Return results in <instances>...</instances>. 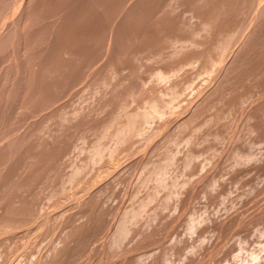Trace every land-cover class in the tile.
<instances>
[{"label":"rangeland","instance_id":"374dc122","mask_svg":"<svg viewBox=\"0 0 264 264\" xmlns=\"http://www.w3.org/2000/svg\"><path fill=\"white\" fill-rule=\"evenodd\" d=\"M13 1L16 2L18 0ZM22 1L16 2V6H19L20 2V6L15 8L16 10H11V13L6 15L7 17H4L5 15L3 16L2 20L6 18L4 21L0 18L2 21V23L0 22L1 35L2 33L5 35L7 32L6 29L8 28V33H11L10 31H12L9 37V39H11L13 38L11 35L16 31L15 36L13 35L15 40L13 39V42H10L11 40L8 39L10 44H5L8 45V47L6 46L7 49H2V51H0L3 53H0V63L3 64L4 59L5 61L10 59L8 64L6 63L9 66L5 64L6 67H8L7 69H4L5 65L0 64V94H3L4 96V93H7L9 95H5V97L0 95V203L2 204L0 205V220L4 223L3 227L7 229L9 227V225L7 227V220L8 222L11 221V223H14L10 225L11 227L17 225L15 228L13 227L15 231L13 228V230L11 229L13 234L11 231H9V234L6 232L10 236H3L4 233L0 235V251L2 250L0 252V264H7V262H9V264H19V262L20 264H53V255L56 253L58 254H56V256L59 257L56 258L57 261H55L54 258V264H68V262L69 264H77L79 262L80 264H204L206 262L207 264H264V195H262L264 194V52H262L264 50V28L262 29L259 25L262 24V22L264 23V19L262 18L260 21H257L260 28L257 27L258 25L257 23L255 24V22L254 28H248L246 24L244 25V28L242 27L244 22L247 23L245 19L249 14L247 10L252 6L251 2L255 3L253 2L255 0H249V2L248 0H241L242 2H245L244 6V3L242 4L239 0H237L239 3L235 0H99L101 1L100 3L97 0ZM233 1L237 3V5L234 4ZM259 1L261 3L262 0H258V3L256 0L257 5L255 4L256 6H254L257 10H255V8H252L255 10L253 12L251 8V11L249 10L250 14H252V18L256 15V11L260 10H258L261 5ZM64 3L66 6H64ZM262 3L264 5V2ZM238 4L241 7H239ZM235 5L237 6V9ZM246 5L248 6L247 10L245 9L247 7ZM108 6L109 8H107ZM19 8L22 10L19 11ZM39 9H41V11ZM235 10L236 12L238 10L241 12L238 11V14V12L235 13ZM14 11H17V14H15ZM18 11L20 15L18 14ZM27 14H30V16ZM32 14H35V17L34 15L31 17ZM18 15L20 17L22 16L18 19L24 24V26H27V30L24 29L25 27L21 25L17 18L18 21L14 19L16 16L19 17ZM231 15L232 17L234 16V18L238 15L240 18L237 16V18L234 19L230 17ZM242 15L243 17L245 15L244 22ZM12 16H15L13 17L15 22H11ZM23 17L29 19H25V21L22 20ZM214 17L215 20H212ZM218 17L221 19L219 18L218 20ZM32 18L34 22L31 20ZM247 18V20H250L249 17ZM44 19H47L46 22ZM7 20L12 24L9 22L7 23ZM230 20H233L234 23ZM238 20L243 23H240L239 25ZM224 21L225 23H223ZM13 23L15 24V29H12L13 27H11L12 30H10L9 26L5 28L8 24L13 25ZM17 23L23 27L20 33L26 30L27 34L24 35H29L31 39L28 38V36L23 37V33L22 35L18 34V28L21 30V26L19 25L18 27ZM249 23H252V26H254L252 21H248L247 24ZM224 25H228L226 27L227 29L228 27L231 29L234 28V35L239 41L236 42L237 44H234L232 48V45H229L230 43H235L234 41H231L234 38L233 33H231L232 30L230 28V30H226ZM239 26H241L240 29L237 28ZM221 27L225 32L220 29ZM256 27L259 30L254 31L253 29ZM237 29L238 31H236ZM247 29H249V31ZM250 29H252L253 34ZM57 30L59 32H57ZM221 30L224 32H222L223 35H221ZM4 31L6 32L4 33ZM26 31L24 33H26ZM239 31H242L243 35ZM243 31L247 32L245 33L246 35ZM32 32L39 35L41 33L42 36L40 35V37H38L40 39L38 40L37 34L35 38V35ZM229 32L231 34H229ZM156 33L158 34L156 35ZM225 33L227 35H225ZM238 33L239 35L241 34L240 37ZM18 36L23 38H20V40L23 41L24 44L25 41H27V43L30 41L29 44H25L28 45L29 48H31V45L33 46L34 43L35 46L32 47V49L35 48L36 50L34 49L32 51V49L27 47L29 51L25 50L23 52L22 49L25 47L20 46L17 49L18 45H16V43H20ZM227 36H230V41H227ZM245 36H248L249 38H245ZM135 37L136 40H134ZM36 39L39 42H37ZM237 40L235 39V41ZM34 41L37 42L38 45ZM221 41L223 42L222 45ZM244 41H246L245 44L243 43ZM23 42H21L22 44L20 43L21 46H24ZM218 43L221 46H224L225 50L222 49V51H220L221 47ZM242 43L245 46L242 47ZM224 44L228 46H225ZM14 46L16 47V51L14 50ZM2 47L5 48L4 45ZM229 47L231 50H229ZM19 48L22 49L20 50ZM260 48H262V50L258 51ZM26 51H28V55H31L32 52H37L38 55H34L35 57L32 60L31 57L30 60H28L25 56L21 57L23 56L21 54L26 53ZM227 52H229V54L225 56ZM17 54L20 55V58ZM214 54L216 56L215 58L213 57ZM208 55L209 58H207ZM211 55L214 59L210 57ZM3 56L9 57L6 59ZM36 56H38L37 58L39 59L36 60ZM202 56L207 57L203 58ZM2 57L3 61L1 59ZM23 59H27L28 63H26L28 69ZM14 61L18 63V65H16L17 67L15 66L16 63ZM189 62L192 64H189ZM39 63L42 65L40 66ZM193 64L194 66H192ZM224 64L225 66L228 65V67H225ZM29 65H31L30 69H32V71L29 70ZM10 66H13L12 71L15 69V73L12 75L14 77L10 75L13 74L11 68L9 70L10 72H7ZM221 67L223 69L226 68V70L224 71ZM219 69L222 70L220 71V74H218ZM22 71L24 72V75L21 76L20 74L23 73ZM26 71L28 74L30 73V76L34 74L32 76L33 78H31L33 84L27 82V77L30 76L27 75ZM6 72L9 73L12 79L8 77ZM196 72L197 74H195ZM159 74L161 75V78ZM1 75L5 77L4 79L6 81L4 80L3 82ZM19 75L21 77H18ZM24 76L26 80L24 79ZM162 77L165 78L163 79ZM215 77L216 80L214 79ZM13 78H16L21 82L23 81L22 79H24V81L19 85L20 87H18L17 84L20 82L17 81L18 83L14 84L16 79ZM211 78L213 82H211ZM12 80L15 81L11 82ZM25 81L28 83L25 84L30 85L34 89L31 87L30 89H27L26 86L22 88V86L25 85L23 84ZM163 83H165V85ZM210 83L211 85H208ZM187 84L190 86L188 87ZM9 86H11L12 89H9ZM184 87L187 88L185 89ZM26 89L29 91V94L31 93L30 95L26 94ZM31 89H33V91H31ZM35 90L38 91L36 92ZM176 90L177 92L180 90L178 92L180 94H176ZM11 92L12 96H16L14 97L15 99L17 98L16 102L14 98H11ZM17 92L19 93L17 94ZM20 92H24L25 95ZM61 93H63V97L60 96V98L59 94ZM170 94L172 96H170ZM35 95L38 96L36 97ZM56 96L61 102L58 100L59 102L57 101V104L55 105V103L52 104L50 101H53L54 99L56 101ZM29 97L30 99H34H32L33 102ZM23 99L26 102L23 101ZM61 99L64 100L62 101ZM27 100H30L29 103ZM37 100L38 103H36ZM143 101L145 102L143 103ZM19 103H21V108L26 105L29 106H26L27 108L24 107L26 108V112L23 111L25 110L24 108L23 110L19 109ZM150 103L154 106L150 105ZM41 104L42 106L46 105L45 107L50 106L51 108H48V110L44 112L45 108L44 106L42 107ZM151 106L154 107V111ZM41 107V111H38ZM17 108L21 110V112H19ZM148 109L149 111H147ZM30 112L31 115L33 113V115H38V117L33 116V118H31V115L29 117L28 113ZM139 113H141L140 117ZM150 113H152V115ZM134 115H137L136 118ZM133 117L139 119L134 120ZM131 119L133 122L130 121ZM150 120L152 121L150 122ZM161 120H163V122ZM131 123H134L136 126ZM125 126H127L126 131ZM139 126L142 128L144 127L146 130H142ZM106 127H108V129ZM121 129L123 130L120 131ZM116 130L119 132H116ZM140 131L142 133H140ZM131 133H135V136ZM11 137L13 138L11 139ZM130 140L132 141L130 142ZM137 149L143 150L139 152ZM131 151H135V155L131 154ZM94 153L97 154L95 155ZM99 153H101V156H99ZM121 155H124V159ZM132 155L134 156L132 157ZM166 158L168 161H166ZM116 159L124 160V162H116ZM4 160L5 163L3 162ZM190 162H192V164ZM114 163L115 165L119 163V165L113 166ZM132 163H136V166ZM104 173H107L109 176L107 177L106 174V177H104L107 180L103 179V176H105L103 175ZM109 178L111 179L110 182ZM151 178L154 179L151 180ZM99 179H102L103 181H100ZM99 184H102L101 188ZM89 186H92L91 189ZM77 187H79V189ZM83 194H88V196L86 195V197ZM257 194L260 195V197ZM80 195L83 197L81 198ZM83 198L86 199L84 202ZM76 201L77 203L80 202L79 205L75 203ZM166 201L169 203L167 204ZM258 201L259 203H257ZM58 202L59 204H57ZM56 204L58 207L62 204L63 207H59L60 212H58L59 210L57 211ZM254 204H256L255 207ZM53 205H56V210L53 209ZM50 209H53L55 212L57 211L56 213L59 214H56L53 210L50 211ZM66 209H68V211ZM257 210L259 211L258 213H256ZM49 211L51 212L50 216L48 213ZM52 211L54 212V215L52 214ZM66 211L69 212V214L66 213ZM45 214L47 215V218H53V220L48 218V220H51H49L48 225L47 223L46 225L44 223L48 221L45 219L46 217L43 218ZM238 214H240V216ZM236 218L238 220H235ZM229 223L230 226H232L231 229L233 231L236 230L235 232H232L231 229L229 232ZM41 224L43 225L41 226ZM238 224H240V226ZM234 225L237 227L234 228ZM94 227L96 228L94 229ZM0 229H2V227H0ZM46 229H48V231ZM224 236H226L227 239H225L226 237ZM78 241L81 244L79 246ZM26 244L28 247L31 244V249L27 246L25 249L24 246ZM214 250H216V252ZM226 252H229V254ZM212 254H215V256ZM255 254L258 258H256ZM14 257L16 259H13ZM72 260L73 262H70Z\"/></svg>","mask_w":264,"mask_h":264},{"label":"bare ground","instance_id":"6f19581e","mask_svg":"<svg viewBox=\"0 0 264 264\" xmlns=\"http://www.w3.org/2000/svg\"><path fill=\"white\" fill-rule=\"evenodd\" d=\"M18 1H22V0H18ZM18 1H16V2H18ZM27 1H28V0H27ZM68 1H69V0H68ZM72 1H73V0H72ZM97 1H99V0H97ZM186 1H187V0H186ZM223 1H224V0H223ZM228 1H229V0H228ZM230 1H231V0H230ZM235 1H236L237 3H239L237 0H235ZM239 1H241V0H239ZM242 1H243V0H242ZM242 1H241V2H242ZM244 1H245V0H244ZM16 2L13 1V0H0V18H1V20L3 19V16H4V15H5L4 17H7L6 15H8V13L10 14V13H11V12H10L11 10L13 11L15 8H18V7L20 6V2H19V6H16ZM22 2H23V1H22ZM28 2H29V1H28ZM28 2H27V3H28ZM59 2H60V1H59ZM70 2H71V1H70ZM74 2H75V1H74ZM100 2H101V1H99V3H100ZM105 2H106V1H105ZM216 2H217V1H216ZM233 2H234V1H233ZM248 2H249V0H248ZM248 2H246V3H247L248 5H250ZM253 2H255V3H252V2H251V4H252L253 7H252V6L249 7V10H250V8H251L252 12L255 11V10H257L254 6L257 5L258 0H257V3H256V0L253 1ZM262 2H264V0H262L261 3H260V1H259V3H260L261 5H263ZM45 3H46V2H45ZM48 3H49V2H48ZM109 3H110V2H109ZM179 3H180V2H179ZM228 3H229V2H228ZM237 3L234 2V4H236V5H237ZM243 3H244V4H243ZM28 4H30V3H28ZM41 4H42V2H41ZM61 4H62V3H61ZM64 4H65V3H64ZM72 4H73V3H72ZM104 4H105V3H104ZM118 4H119V3H118ZM121 4H122V3H121ZM191 4H192V3H191ZM242 4H243V6H244V5H245V2H242ZM255 4H256V5H255ZM132 5H133V4H132ZM167 5H168V4H167ZM224 5H225V2H224ZM227 5H228V4H227ZM231 5H232V4H231ZM236 5H235V6H236ZM238 5H239V4H238ZM261 5H260V6L258 5V6H259L258 10H259V9H260V10H259V11H256L257 13L255 12L256 15H254L253 18H252V14H250V11H251V10H250V11L247 10L248 6L246 5L247 7H246L245 9L248 11L249 14H248V16H246V18H245V15H244V17H243V15H242V17H243V22H244L245 19H246L247 23H248V21H250V22L252 21L253 24H254V22H255V24H256L257 21H260L262 18L264 19V5H263V6H261ZM21 6H22V4H21ZM28 6H29V5H28ZM28 6H27V8H28ZM50 6H51V5H50ZM64 6H66V4H65ZM83 6H84V5H83ZM222 6H223V5H222ZM258 6H257V7H258ZM24 7H25V6H24ZM87 7H88V6H87ZM226 7H227V6H226ZM239 7H241V6L239 5ZM239 7H238V8H239ZM260 7H262V8H260ZM21 8H22V7H21ZM48 8H51V7H48ZM74 8H75V7H74ZM91 8H92V7H91ZM107 8H109V6H108ZM123 8H124V7H123ZM123 8H122V9H123ZM202 8H203V7H202ZM215 8H217V7H215ZM224 8H225V7H224ZM224 8H223V9H224ZM252 8H255V10H253ZM52 9H54V8H52ZM58 9H59V8H58ZM110 9H111V8H110ZM128 9H129V8H128ZM209 9H210V8H209ZM213 9H214V8H213ZM229 9H230V8H229ZM236 9H237V6H236ZM15 10H16V9H15ZM18 10L21 11L22 9L19 8ZM23 10H24V9H23ZM26 10H27V9H26ZM39 10L41 11V9H39ZM46 10H47V9H46ZM190 10H191V9H190ZM198 10H199V9H198ZM239 10H242V9H239ZM239 10H238V11H239ZM19 11H18V14H19ZM27 11H28V10H27ZM29 11H30V10H29ZM44 11H45V10H44ZM151 11H152V10H151ZM162 11H163V10H162ZM170 11H171V10H170ZM186 11H187V10H186ZM194 11H195V10H194ZM218 11H219V10H218ZM218 11H217V12H218ZM230 11H231V10H230ZM238 11H237V12H238ZM22 12H24V11H22ZM25 12H26V11H25ZM49 12H50V11H49ZM52 12H53V11H52ZM62 12H63V11H62ZM89 12H90V11H89ZM93 12H94V11H93ZM102 12H103V11H102ZM106 12H107V11H106ZM106 12H105V13H106ZM144 12H145V11H144ZM148 12H149V11H148ZM166 12H167V11H166ZM174 12H175V11H174ZM215 12H216V11H215ZM215 12H214V13H215ZM232 12H233V11H232ZM237 12H236V10H235V13H237ZM239 12H241V11H239ZM239 12H238V14H239ZM245 12H246V11H245ZM245 12H244V13H245ZM14 13L17 14V11H14ZM20 13H21V12H20ZM26 13H28V12H26ZM44 13H45V12H44ZM47 13H48V12H47ZM112 13H113V12H112ZM191 13H192V12H191ZM194 13H195V12H194ZM199 13H200V12H199ZM199 13H198V14H199ZM211 13H212V12H211ZM235 13H234V14H235ZM244 13H243V14H244ZM246 13H247V12H246ZM246 13H245V14H246ZM255 13H253V14H255ZM37 14H38V13H37ZM42 14H43V13H42ZM100 14H101V10H100ZM119 14H120V13H119ZM170 14H171V13H170ZM222 14H223V13H222ZM19 15H20V14H19ZM19 15H18V16H19ZM27 15H28V14H27ZM33 15H34V17H35V14H32L31 17H32ZM47 15H48V14H47ZM58 15H60V14H58ZM135 15H136V14H135ZM153 15H154V14H153ZM160 15H161V14H160ZM214 15H215V14H214ZM225 15H226V14H225ZM240 15H241V14H240ZM22 16H23V14H22ZM22 16H21V17H22ZM28 16H30V14H29ZM37 16H38V15H37ZM54 16H55V15H54ZM70 16H71V15H70ZM117 16H118V15H117ZM177 16H178V15H177ZM228 16H229V15H228ZM237 16H238V15H236L235 18H237ZM250 16H251L252 19L250 18ZM13 17H15V16H12V20H11V22H15L14 19H16V18H17V19H18V18H19V19L21 18L20 16H19V17L16 16V17L13 19ZM24 17H25V16H24ZM24 17H23L22 20L27 19V17H26V18H24ZM31 17H30V18H31ZM34 17H33V18H34ZM43 17H44V16H43ZM90 17H91V16H90ZM110 17H111V16H110ZM120 17H121V16H120ZM145 17H146V16H145ZM150 17H151V16H150ZM173 17H174V16H173ZM208 17H209V16H208ZM220 17H221V16H220ZM220 17H218V20H219ZM230 17H232V15H231ZM242 17H241V18H242ZM247 17H249L250 20H247V19H248ZM33 18H32L31 20H33ZM47 18H48V17H47ZM83 18H84V17H83ZM121 18H122V17H121ZM221 18H222V17H221ZM221 18H220V19H221ZM232 18H234V16H233ZM232 18H231V19H232ZM235 18H234V19H235ZM238 18H240V16H238ZM244 18H245V19H244ZM5 19H6V18H5ZM5 19H4V20H5ZM10 19H11V18H10ZM10 19H9V20H10ZM17 19H16V21L19 20V19H18V20H17ZM28 19H29V18H28ZM28 19H27V20H28ZM53 19H54V18H53ZM189 19H190V18H189ZM222 19H223V18H222ZM225 19H226V17H225ZM225 19H224V20H225ZM1 20H0V22L2 23V21H4V20H2V21H1ZM44 20H45V19H44ZM46 20H47V19H46ZM46 20H45V22H46ZM109 20H110V19H109ZM116 20H117V19H116ZM137 20H138V19H137ZM175 20H176V19H175ZM212 20H215V17H214V19H212ZM25 21H26V20H25ZM230 21H232V22L234 23L233 20H230ZM238 21H239V20H238ZM238 21H237V22H238ZM241 21H242V19H241ZM262 21H263V20H262ZM5 22H6V21H5ZM8 22L11 23L10 21L7 20V23H8ZM19 22L21 23L20 20H19ZM33 22H34V20H33ZM42 22H43V21H42ZM59 22H60V21H59ZM210 22H211V21H210ZM213 22H214V21H213ZM232 22H231V23H232ZM235 22H236V21H235ZM243 22H242V23H243ZM24 23H25V22H24ZM31 23H32V22H31ZM36 23H37V22H36ZM50 23H52V22H50ZM53 23H54V22H53ZM81 23H82V22H81ZM119 23H120V22H119ZM125 23H126V22H125ZM147 23H148V22H147ZM208 23H209V22H208ZM223 23H225V21H224ZM233 23H232V24H233ZM240 23H241V22L239 21L238 24L240 25ZM242 23H241V24H242ZM247 23L244 22L243 26H242V25H241V26L244 28V25L246 24L248 28H249V27H252V28L255 27V24H254V26H252V23H249V24H250V26H249V24H247ZM259 23H260V22H259ZM11 24H12V23H11ZM25 24H26V23H25ZM34 24H35V23H34ZM76 24H77V23H76ZM134 24H135V23H134ZM142 24H143V23H142ZM176 24H177V23H176ZM227 24H228V22H227ZM238 24H237V25H238ZM6 25H7V24H6ZM13 25H14V26H13ZM13 25L8 24L7 26H5V28H7V27L9 26V27H10V28H9L10 30L15 29V28H14V27H15V24L13 23ZM19 25H20V24L17 23V26H18V27H19ZM21 25H23V27H25L24 29L27 30V26H24L23 23H21ZM21 25H20V26H21ZM56 25H57V24H56ZM146 25H147V24H146ZM156 25H157V24H156ZM179 25H180V24H179ZM209 25H210V24H209ZM217 25H218V24H217ZM234 25H235V24H234ZM257 25H258V23H257ZM259 25L262 27V29L264 28V27H263V26H264V23H263V22H262V24H259ZM259 25L257 26L258 28H260ZM0 26H1V25H0ZM2 26H3V25H2ZM60 26H61V25H60ZM224 26H225V27H224ZM224 26H223V27H224L226 30H228V29L230 28V27H228V29L226 28L228 25H227V26L224 25ZM235 26H236V25H235ZM241 26H239V27H237V28L240 29ZM11 27H13V28L11 29ZM23 27L21 26V30H20V28H18V29H19V33H18V34H21V35H22V33H23V37H24V36H25L24 34H27V31L25 30L26 33H24L25 31H24V29H23L24 32H21V33H20V31H22V28H23ZM39 27H40V26H39ZM50 27H51V26H50ZM61 27H62V26H61ZM70 27H71V26H70ZM84 27H85V26H84ZM109 27H110V26H109ZM144 27H145V26H144ZM168 27H169V26H168ZM175 27H176V26H175ZM206 27H207V26H206ZM257 27H256V28H257ZM36 28H37V27H36ZM42 28H43V27H42ZM256 28L253 29V30H254V31L259 30L258 28H257V29H256ZM3 29H4V27H3ZM7 29H8V28H7ZM7 29H6L7 32L4 31V33L6 32V34H7L8 31H9V30H7ZM51 29H52V28H51ZM67 29H69V28H67ZM148 29H149V28H148ZM169 29H170V28H169ZM220 29L224 30L222 27H221ZM220 29H219V30H220ZM230 29H231V28H230ZM230 29H229V30H230ZM233 29H234V28H233ZM233 29H231V30H232L231 33H233L234 38H233V40H231V41H232V42L234 41L235 43H233V44L230 43V44H229L230 46L232 45L231 48L233 47L234 44H237L236 42H239V41L237 40V37H235V35H234L235 33L233 32ZM0 30H1V29H0ZM32 30H33V28H32ZM194 30H195V29H194ZM222 30H221V35H223V34H222V32H223ZM244 30H246V29H244ZM247 30L249 31V29H247ZM250 30H251V33L253 34L252 29H250ZM263 30H264V29H263ZM70 31H71V30H70ZM98 31H99V30H98ZM102 31H103V30H102ZM236 31H238V29H237ZM10 32L12 33V31H10ZM15 32H16V31H14V34H13L14 36H15ZM34 32H35V31H34ZM37 32H38V31H37ZM42 32H43V30H42ZM57 32H59V31L57 30ZM80 32H81V31H80ZM124 32H125V31H124ZM205 32H206V31H205ZM219 32H220V31H219ZM224 32H225V30H224ZM224 32H223V33H224ZM239 32L242 33V31H239ZM243 32H244V34L247 33L246 31H243ZM1 33H2V32H1ZM11 33H8L7 35H6V34L4 35V34L2 33L3 36L0 34V35H1V38H0V45H1V46H0V48H1L3 45L5 46V48L2 47V48L0 49V51H2V49H7L6 46L8 47V45L10 44V42H13V39H14V36H13V35H11V37H13V38L9 39ZM32 33H33V32H32ZM39 33H40V32H39ZM193 33H194V32H193ZM213 33H214V32H213ZM231 33L229 32V34H231ZM249 33H250V32H249ZM255 33H256V32H255ZM258 33H259V31H258ZM33 34H34V33H33ZM36 34H37V33H36ZM36 34H34V35H35V38H36ZM157 34H158V33H156V35H157ZM194 34H195V33H194ZM199 34H200V33H199ZM204 34H205V33H204ZM252 34H251V35H252ZM21 35H20V36H21ZM38 35H39V34H37V38L40 37L41 33H40L39 36H38ZM74 35H75V34H74ZM83 35H84V34H83ZM104 35H105V34H104ZM128 35H129V34H128ZM141 35H142V34H141ZM144 35H145V34H144ZM210 35H211V34H210ZM225 35H227V34L225 33ZM236 35H237V32H236ZM238 35H239V33H238ZM240 35H241V34H240ZM240 35H239V37H240ZM242 35H243V33H242ZM245 35H246V34H245ZM27 36H28V38H30L29 35H27ZM27 36H25V37H27ZM41 36H42V35H41ZM56 36H57V35H56ZM152 36H153V35H152ZM18 37H19V36H18ZM47 37H48V36H47ZM58 37H59V36H58ZM114 37H115V35H114ZM222 37H223V36H222ZM225 37H226V36H225ZM227 37H228V36H227ZM229 37H230V36H229ZM229 37H228V40L226 39L227 41H230V40H229ZM231 37H232V36H231ZM242 37H243V36H242ZM247 37H248V36H247ZM247 37L245 36V38H247ZM250 37H251V36H250ZM15 38H17V37H15ZM20 38H21V37H19V40H20ZM56 38H57V37H56ZM89 38H90V37H89ZM128 38H129V37H128ZM167 38H168V37H167ZM203 38H204V37H203ZM248 38H249V37H248ZM8 39L11 40V41L9 42ZM21 39H23V38H21ZM30 39H31V38H30ZM39 39H40V38H38V40H39ZM147 39H148V38H147ZM150 39H151V38H150ZM190 39H191V38H190ZM235 39H236L237 41H235ZM14 40H15V39H14ZM19 40H18V41H19ZM26 40H27V38H26ZM36 40H37V39H36ZM38 40H37V42H39ZM73 40H74V39H73ZM89 40H90V39H89ZM124 40H125V39H124ZM134 40H136V37H135ZM137 40H138V39H137ZM153 40H154V39H153ZM221 40H222V39H221ZM245 40H246V39H245ZM248 40H249V39H248ZM254 40H255V39H254ZM7 41H8L9 43H8ZM18 41H17V42H18ZM24 41H25V40H24ZM28 41H29V40H28ZM41 41H42V40H41ZM87 41H88V40H87ZM97 41H98V40H97ZM119 41H120V40H119ZM175 41H176V40H175ZM199 41H200V39H199ZM203 41H204V39H203ZM205 41H206V40H205ZM218 41H219V40H218ZM227 41H226V42H227ZM6 42H7V43H6ZM19 42L21 43V42H23V41L20 40ZM34 42H35V41H34ZM37 42H35V43H37ZM85 42H86V41H85ZM128 42H129V41H128ZM172 42H173V41H172ZM179 42H180V41H179ZM214 42H215V41H214ZM219 42H220V41H219ZM221 42H222V41H221ZM245 42H246V41H244L243 43L245 44ZM247 42H248V41H247ZM20 43H19V44L16 43V45H18V46H17V49H18L19 46H20V47H25V48L28 47V48H29V46H28V45H25V44H29L30 41H29V43H27V41H25V44H24V42H23L24 46H21ZM32 43H33V42H32ZM52 43H53V42H52ZM61 43H62V42H61ZM68 43H69V42H68ZM118 43H119V42H118ZM133 43H134V42H133ZM201 43H202V42H201ZM243 43H242V47L245 46ZM5 44H8V45H5ZM12 44H13V43H12ZM14 44H15V43H14ZM21 44H22V43H21ZM44 44H45V43H44ZM83 44H84V43H83ZM96 44H97V43H96ZM114 44H115V43H114ZM119 44H120V43H119ZM122 44H123V43H122ZM197 44H198V43H197ZM212 44H213V43H212ZM215 44H217V43H215ZM218 44H219V43H218ZM222 44H223V42L221 43V45H222ZM226 44H227V43H226ZM226 44H224V45H225V46H228V45H226ZM262 44H263V43H262ZM37 45H38V43H37ZM37 45H36V46H37ZM57 45H58V44H57ZM125 45H126V44H125ZM171 45H172V44H171ZM183 45H184V44H183ZM219 45H220V44H219ZM221 45H220V47H221V50H220V51H222V49L225 50V47H224V46H221ZM239 45H241V44H239ZM34 46H35V44L33 43V46L31 45V48H29V49H32V47H34ZM43 46H44V45H43ZM59 46H60V45H59ZM101 46H102V45H101ZM104 46H105V45H104ZM118 46H119V45H118ZM120 46H121V45H120ZM158 46H159V45H158ZM200 46H201V45H200ZM257 46H258V45H257ZM14 47H15V46H14ZM56 47H57V46H56ZM81 47H82V46H81ZM92 47H93V46H92ZM152 47H153V45H152ZM183 47H185V46H183ZM187 47H188V46H187ZM222 47H223V48H222ZM239 47H240V46H239ZM25 48H24V49L19 48V49H20V50L22 49L23 52H24L25 50H28V48H27V49H25ZM36 48H37V47H36ZM49 48H50V47H49ZM51 48H52V47H51ZM101 48H102V47H101ZM124 48H125V47H124ZM165 48H166V47H165ZM167 48H168V47H167ZM172 48H173V47H172ZM202 48H203V47H202ZM235 48H236V47H235ZM237 48H238V46H237ZM251 48H252V47H251ZM34 49H35V48H34ZM34 49H32V51H33ZM129 49H130V48H129ZM145 49H146V48H145ZM152 49H153V48H152ZM184 49H185V48H184ZM190 49H191V48H190ZM193 49H194V48H193ZM8 50H9V49H8ZM14 50L16 51V47H15ZM20 50H18V51H20ZM35 50H36V49H35ZM118 50H120V49H118ZM137 50H138V49H137ZM198 50H199V49H198ZM229 50H231L230 47H229ZM236 50H237V49H236ZM261 50H262V48H260V50H258V51H261ZM11 51H12V49H11ZM28 51H29V50H28ZM28 51H26L27 54L21 52V53H23V54L20 53L21 55H23V56H21V57H24V56H25V58H27L28 60H30V57H31V60H32V59L35 57L34 55H38L36 51H35L36 53L32 52V54L34 53L33 55H32V54H31V55H28ZM30 51H31V50H30ZM48 51H49V50H48ZM67 51H68V50H67ZM96 51H97V50H96ZM128 51H129V50H128ZM134 51H135V50H134ZM189 51H190V50H189ZM227 51H228V50H227ZM258 51H257V52H258ZM13 52H14V51H13ZM44 52H45V51H44ZM73 52H74V51H73ZM120 52H121V51H120ZM168 52H169V51H168ZM170 52H171V51H170ZM201 52H202V51H201ZM207 52H208V51H207ZM229 52H231V51H229ZM229 52H227V53L225 54V56H226L227 54H229ZM262 52H264V50H263ZM0 53H2V52H0ZM4 53H5V51H4ZM6 53H7V52H6ZM17 53H18V52H17ZM41 53H42V52H41ZM47 53H48V52H47ZM51 53H52V52H51ZM53 53H54V52H53ZM96 53H97V52H96ZM133 53H134V52H133ZM204 53H205V52H204ZM209 53H210V52H209ZM221 53H223V52H221ZM221 53H220V54H221ZM255 53H256V52H255ZM260 53H261V52H260ZM2 54H3V53H2ZM2 54H1V55H2ZM13 54H14V53H13ZM15 54H16V53H15ZM18 54H19V53H18ZM18 54H17V55H18ZM29 54H30V53H29ZM99 54H100V53H99ZM131 54H132V53H131ZM230 54H231V53H230ZM8 55H9V54H8ZM27 55H28V56H27ZM51 55H52V54H51ZM111 55H112V54H111ZM125 55H126V54H125ZM127 55H128V54H127ZM146 55H147V54H146ZM167 55H168V54H167ZM212 55H213V54H212ZM212 55H211L210 57H212ZM19 56H20V55H18V57H19ZM58 56H59V55H58ZM77 56H78V55H77ZM105 56H106V55H105ZM182 56H183V55H182ZM199 56H200V55H199ZM217 56H218V55H217ZM221 56H222V55H221ZM225 56H224V57H225ZM3 57H5V56H3ZM3 57L1 58L2 61H3ZM8 57H9V56H7V57H5V58L7 59ZM28 57H29V58H28ZM37 57H38V56H36V58H35L36 60L39 59V58H37ZM82 57H83V56H82ZM93 57H94V56H93ZM130 57H131V56H130ZM202 57H203V58H206L207 56H205V57L202 56ZM213 57H214V58L216 57L215 54H214ZM213 57H212V58H213ZM259 57H260V56H259ZM19 58H20V57H19ZM50 58H51V57H50ZM65 58H66V57H65ZM86 58H87V57H86ZM207 58H209V55H208ZM214 58H213V59H214ZM225 58H226V57H225ZM27 59H26V60L23 59V60L25 61L24 63L27 62ZM42 59H43V58H42ZM70 59H71V58H70ZM140 59H141V58H140ZM146 59H147V58H146ZM156 59H157V58H156ZM163 59H164V58H163ZM222 59H223V57H222ZM9 60H10V59H9ZM9 60H8V61H9ZM11 60H12V59H11ZM40 60H41V59H40ZM79 60H80V59H79ZM106 60H107V59H106ZM106 60H105V61H106ZM111 60H112V59H111ZM119 60H120V59H119ZM143 60H144V58H143ZM223 60H224V59H223ZM239 60H240V59H239ZM246 60H247V59H246ZM249 60H250V59H249ZM8 61H5V59H4V63H3V64L0 63V64H2V65H5L6 63L8 64ZM16 61H17V60H16ZM18 61H19V60H18ZM21 61H22V60H21ZM84 61H85V60H84ZM89 61H90V60H89ZM168 61H169V59H168ZM205 61H206V59H205ZM216 61H217V60H216ZM216 61H215V62H216ZM224 61H225V60H224ZM11 62H13V61H11ZM14 62H15V61H14ZM29 62H30V61H29ZM38 62H39V61H38ZM52 62H53V61H52ZM57 62H58V61H57ZM134 62H135V61H134ZM148 62H149V60H148ZM179 62H180V61H179ZM213 62H214V61H213ZM15 63H16V62H15ZM15 63H14V64H15ZM27 63H28V62H27ZM27 63H26L25 65L27 66V69H28V65H27ZM46 63H47V62H46ZM61 63H62V62H61ZM68 63H69V62H68ZM124 63H125V62H124ZM140 63H141V62H140ZM162 63H163V62H162ZM186 63H187V62H186ZM190 63H191V62H189V64H190ZM222 63H223V61H222ZM250 63H251V62H250ZM259 63H260V62H259ZM7 64H6V65H7ZM30 64H31V63H30ZM37 64H38V63H37ZM71 64H72V63H71ZM77 64H78V63H77ZM81 64H82V63H81ZM83 64H84V63H83ZM101 64H102V62H101ZM172 64H173V63H172ZM184 64H185V63H184ZM189 64H188V65H189ZM191 64H192V63H191ZM6 65H5L4 69H5V68H6V69L8 68V67H6ZM10 65H11V64H10ZM16 65H18V63H16L15 66H16ZM39 65H40V63H39ZM41 65H42V64H41ZM41 65H40V66H41ZM57 65H58V64H57ZM112 65H113V64H112ZM130 65H131V64H130ZM149 65H150V64H149ZM195 65H196V63H195ZM222 65H223V64H222ZM7 66H9V65H7ZM30 66H31V65H29V70L32 71V69H30V68H31ZM33 66H34V65H33ZM192 66H194V64H193ZM204 66H206V65H204ZM204 66H203V67H204ZM220 66H221V65H220ZM224 66H225V64H224ZM2 67H3V66H2ZM12 67H13V66H12ZM12 67L10 66L9 69L7 70V72H10L9 70H10V68H11V72H13V74H10L11 76L14 75V73H15V72H14L15 69H14V71H12ZM16 67H17V66H16ZM16 67H15V68H16ZM21 67H22V65H21ZM24 67H25V66H24ZM64 67H65V66H64ZM64 67H63V68H64ZM97 67H98V66H97ZM147 67H148V66H147ZM149 67H150V66H149ZM184 67H185V66H184ZM222 67H223V66H222ZM222 67H221V68H222ZM225 67H228V65L225 66ZM231 67H232V66H231ZM253 67H254V66H253ZM0 68H1V67H0ZM18 68H19V67H18ZM25 68H26V67H25ZM25 68H23V69H25ZM145 68H146V67H145ZM201 68H202V67H201ZM221 68H220V69H221ZM143 69H144V67H143ZM185 69H186V67H185ZM220 69L218 70V72H219L218 74H220V71H222V70H220ZM222 69H223V68H222ZM232 69H233V68H232ZM244 69H245V68H244ZM20 70H22V69H20ZM29 70H27V71L30 72ZM52 70H53V69H52ZM84 70H85V69H84ZM115 70H116V69H115ZM153 70H154V69H153ZM168 70H169V69H168ZM173 70H174V69H173ZM202 70H203V68H202ZM202 70H201V71H202ZM207 70H208V69H207ZM223 70L225 71L226 68L223 69ZM3 71H4V70H3ZM5 71H6V70H5ZM17 71H18V69H17ZM17 71H16V72H17ZM27 71H26L27 75L30 76V73L28 74ZM53 71H54V70H53ZM82 71H83V70H82ZM89 71H90V70H89ZM128 71H129V70H128ZM199 71H200V69H199ZM205 71H206V69H205ZM208 71H209V70H208ZM238 71H239V70H238ZM259 71H260V70H259ZM7 72H6V73H7ZM18 72H19V71H18ZM22 72H23V71H22ZM22 72H21V73H22ZM24 72H25V70H24ZM24 72H23L22 74H20V75H21V76L24 75ZM39 72H40V71H39ZM132 72H133V71H132ZM211 72H212V71H211ZM226 72H227V71H226ZM243 72H244V71H243ZM26 73H25V75H26ZM31 73H32V72H31ZM48 73H49V72H48ZM80 73H81V72H80ZM87 73H88V72H87ZM95 73H96V72H95ZM171 73H172V71H171ZM185 73H186V72H185ZM202 73H203V72H202ZM7 74H8V77H10L9 73H7ZM85 74H86V73H85ZM105 74H106V73H105ZM112 74H113V73H112ZM180 74H181V73H180ZM193 74H194V73H193ZM195 74H197V72H196ZM213 74H214V73H213ZM2 75H3V74H2ZM2 75H1V76H2ZM20 75H19L18 77H21ZM33 75H34V74H33ZM33 75H31L30 77H27V78H28V79H27V82H28V83H30V82L32 83L31 78H33V77H32ZM41 75H42V74H41ZM96 75H97V74H96ZM125 75H126V74H125ZM152 75H153V74H152ZM199 75H201V74H199ZM207 75H208V74H207ZM232 75H233V74H232ZM4 76H5V74H4ZM4 76H2V78H3V82H4V80H5V79H4V78H5ZM15 76H17V75H15ZM43 76H44V75H43ZM46 76H47V75H46ZM84 76H85V75H84ZM93 76H95V75H93ZM156 76H157V74H156ZM159 76H160V78H161V75H160V74H159ZM169 76H170V75H169ZM12 77H14V76H12ZM18 77H16V78H18ZM55 77H56V76H55ZM79 77H80V76H79ZM95 77H96V76H95ZM97 77H98V76H97ZM118 77H119V76H118ZM125 77H126V76H125ZM147 77H148V76H147ZM170 77H171V76H170ZM193 77H194V76H193ZM208 77H209V76H208ZM225 77H226V76H225ZM6 78H7V77H6ZM16 78H13V79H16ZM29 78H30V79H29ZM76 78H77V77H76ZM89 78H90V77H89ZM162 78L164 79L165 77H162ZM167 78H168V77H167ZM167 78H166V79H167ZM212 78H213V77H212ZM212 78H211V80H212ZM10 79H12V78L10 77ZM18 79H20V78H18ZM24 79L26 80L25 76H24ZM24 79H22V80L24 81ZM34 79H35V77H34ZM105 79H106V78H105ZM120 79H121V78H120ZM144 79H145V78H144ZM158 79H159V78H158ZM214 79L216 80V77H215ZM247 79H248V78H247ZM7 80H8V78H7ZM20 80H21V79H20ZM28 80H29V81H28ZM47 80H48V79H47ZM80 80H81V79H80ZM90 80H91V79H90ZM97 80H98V79H97ZM113 80H114V79H113ZM182 80H183V79H182ZM195 80H196V78H195ZM198 80H199V79H198ZM198 80H197V81H198ZM242 80H243V79H242ZM5 81H6V80H5ZM13 81H15V80H12L11 82H13ZM17 81L20 82V83H18ZM23 81H22V82H23ZM35 81H36V80H35ZM68 81H69V80H68ZM84 81H85V80H84ZM107 81H108V80H107ZM110 81H111V80H110ZM127 81H128V80H127ZM176 81H177V80H176ZM188 81H189V80H188ZM209 81H210V80H209ZM230 81H232V80H230ZM236 81H237V80H236ZM22 82L16 79V81H15L14 84H17V83H18L17 85H18V87H20L19 85H20ZM27 82L25 81L23 84H25V83H27ZM56 82H57V81H56ZM65 82H66V81H65ZM88 82H89V81H88ZM157 82H158V81H157ZM207 82H208V81H207ZM211 82H213V80H212ZM232 82H233V81H232ZM244 82H245V81H244ZM1 83H2V82H1ZM28 83H27V84H28ZM62 83H63V82H62ZM115 83H116V82H115ZM145 83H146V82H145ZM151 83H152V82H151ZM160 83H161V82H160ZM176 83H177V82H176ZM178 83H179V82H178ZM186 83H187V82H186ZM203 83H204V82H203ZM255 83H256V82H255ZM2 84H3V83H2ZM11 84H12V83H11ZM11 84H10V85H11ZM27 84L23 85L22 88H23L24 86H26L27 89H28V88L30 89L31 86H30V85H27ZM32 84H33V83H32ZM75 84H76V83H75ZM84 84H85V83H84ZM126 84H127V83H126ZM163 84L165 85V83H163ZM189 84H191V83H189ZM248 84H249V83H248ZM251 84H252V83H251ZM3 85H4V84H3ZM12 85H13V84H12ZM73 85H74V84H73ZM82 85H83V84H82ZM113 85H114V84H113ZM138 85H139V84H138ZM156 85H157V83H156ZM166 85H167V83H166ZM179 85H180V84H179ZM187 85H188V84H187ZM201 85H202V84H201ZM203 85H204V84H203ZM205 85H206V84H205ZM208 85H211V83L208 84ZM217 85H218V84H217ZM15 86H16V85H15ZM33 86H34V85H33ZM111 86H112V85H111ZM117 86H118V85H117ZM151 86H152V85H151ZM159 86H160V85H159ZM189 86H190V85H188V87H189ZM252 86H253V85H252ZM262 86H263V85H262ZM9 87H10V88H9ZM9 87H8L9 89H12L11 86H9ZM13 87H14V85H13ZM16 87H17V86H16ZM34 87H35V86H34ZM64 87H66V86H64ZM114 87H115V86H114ZM124 87H125V86H124ZM165 87H166V86H165ZM202 87H203V86H202ZM206 87H207V86H206ZM219 87H220V86H219ZM219 87H218V88H219ZM31 88H33V87H31ZM56 88H57V87H56ZM67 88H68V87H67ZM67 88H66V89H67ZM70 88H71V87H70ZM81 88H82V86H81ZM103 88H104V87H103ZM110 88H111V87H110ZM158 88H159V87H158ZM174 88H175V87H174ZM184 88H185V87H184ZM186 88H187V87H186ZM186 88H185V89H186ZM196 88H197V87H196ZM226 88H227V87H226ZM237 88H238V87H237ZM242 88H243V87H242ZM6 89H7V88H6ZM14 89H15V88H14ZM27 89L25 90V92L27 91ZM33 89H34V88H33ZM33 89H31V91H33ZM91 89H92V88H91ZM105 89H106V88H105ZM141 89H142V88H141ZM150 89H151V88H150ZM153 89H154V88H153ZM176 89H177V88H176ZM197 89H198V88H197ZM197 89H195V90H197ZM249 89H251V88H249ZM69 90H70V89H69ZM94 90H95V89H94ZM99 90H100V89H99ZM171 90H172V89H171ZM174 90H175V89H174ZM201 90H202V89H201ZM231 90H232V89H231ZM231 90H230V91H231ZM261 90H262V89H261ZM19 91H20V90H19ZM35 91L37 92L38 90H35ZM80 91H81V90H80ZM89 91H90V90H89ZM109 91H110V90H109ZM120 91H121V90H120ZM142 91H143V90H142ZM158 91H159V89H158ZM179 91H180V90H179ZM179 91H178V92H179ZM182 91H183V90H182ZM224 91H225V90H224ZM247 91H248V90H247ZM7 92H8V91H7ZM36 92H35V93H36ZM57 92H58V91H57ZM57 92H55V93H57ZM68 92H69V91H68ZM124 92H125V91H124ZM165 92H166V91H165ZM171 92H172V91H171ZM178 92H177V90H176V94H177ZM185 92H186V91H185ZM15 93H16V92H15ZM15 93H14V94H15ZM18 93H19V92H17V94H18ZM20 93H24V92H20ZM32 93H33V92H32ZM59 93H60V92H59ZM77 93H78V92H77ZM108 93H109V92H108ZM167 93H168V92H167ZM167 93H166V94H167ZM186 93H187V92H186ZM248 93H249V91H248ZM248 93H247V94H248ZM4 94H5L6 96H9L7 93H4ZM9 94H10V93H9ZM14 94H13V95H14ZM26 94H29V91H27ZM30 94H31V93H30ZM30 94H29V95H30ZM37 94H38V93H37ZM57 94H58V93H57ZM61 94H62V95H61ZM61 94H59V97H60V96L63 97V93H61ZM64 94H65V92H64ZM103 94H104V93H103ZM103 94H102V95H103ZM128 94H129V93H128ZM132 94H133V93H132ZM140 94H141V93H140ZM174 94H175V93H174ZM178 94H180V93H178ZM194 94H195V93H194ZM205 94H206V93H205ZM0 95H1L2 97H5V95L3 96V94H0ZM15 95H16V94H15ZM19 95H20V94H19ZM23 95H25V93H24ZM38 95H39V94H38ZM38 95H37V96H38ZM50 95H51V94H50ZM50 95H49V96H50ZM54 95H55V94H54ZM67 95H68V94H67ZM106 95H107V94H106ZM108 95H109V94H108ZM138 95H139V94H138ZM160 95H161V94H160ZM199 95H201V94H199ZM1 96H0V97H1ZM33 96H34V94H33ZM35 96H36V95H35ZM37 96H36V97H37ZM52 96H53V95H52ZM69 96H70V95H69ZM82 96H83V95H82ZM88 96H89V95H88ZM135 96H136V95H135ZM145 96H146V95H145ZM170 96H172V95L170 94ZM192 96H193V95H192ZM192 96H191V97H192ZM216 96H217V95H216ZM14 97H16V96H12V92H11V98L13 99ZM23 97H26V96H23ZM23 97H22V98H23ZM27 97H28V96H27ZM46 97H47V96H46ZM61 97H60V98H61ZM64 97H65V96H64ZM108 97H109V96H108ZM124 97H125V96H124ZM132 97H134V96H132ZM173 97H174V95H173ZM181 97H182V96H181ZM197 97H198V96H197ZM212 97H213V96H212ZM220 97H221V96H220ZM229 97H230V96H229ZM20 98H21V96H20ZM31 98H32V97H31ZM51 98H52V97H51ZM55 98H56V101H55V99H54V100L52 99L53 101H50V102H52V104L55 103V105H56V104H57L56 102L59 100V98H58L57 96H56ZM72 98H73V97H72ZM149 98H150V97H149ZM230 98H231V97H230ZM250 98H252V97H250ZM258 98H259V97H258ZM4 99H6V98H4ZM14 99H15V98H14ZM25 99H26V98H25ZM29 99H30V97H29ZM32 99H33V98H32ZM32 99H30V100H32ZM113 99H114V98H113ZM131 99H132V98H131ZM144 99H145V98H144ZM153 99H154V98H153ZM182 99H183V98H182ZM243 99H244V98H243ZM6 100H7V99H6ZM30 100H29V101H30ZM33 100H34V99H33ZM33 100H32V102H33ZM61 100H62V99H61ZM63 100H64V99H63ZM63 100H62V101H63ZM117 100H118V99H117ZM137 100H138V99H137ZM141 100H142V99H141ZM175 100H176V99H175ZM180 100H181V99H180ZM215 100H216V99H215ZM223 100H225V99H223ZM261 100H262V98H261ZM16 101H17V98L15 99V102H16ZM23 101H25V100L23 99ZM23 101H22V102H23ZM29 101L27 100L28 103H29ZM35 101H36V98H35ZM59 101H60V100H59ZM59 101H58V102H59ZM149 101H150V100H149ZM177 101H178V100H177ZM182 101H183V100H182ZM249 101H250V100H249ZM252 101H253V100H252ZM1 102H2V101H1ZM25 102H26V101H25ZM40 102H41L42 104H44L42 101H40ZM60 102H61V101H60ZM75 102H76V101H75ZM94 102H95V101H94ZM144 102H145V101H143V103H144ZM147 102H148V101H147ZM151 102H152V101H151ZM154 102H155V101H154ZM166 102H167V101H166ZM202 102H203V101H202ZM238 102H239V101H238ZM17 103H18V102H17ZM36 103H38V100H37ZM156 103H157V102H156ZM168 103H169V102H168ZM172 103H173V102H172ZM184 103H185V102H184ZM12 104H13V103H12ZM19 104H20V108H19V109H21V110H23L24 107L28 106V105H26V106H24V107L21 108V103H19ZM31 104H32V103H31ZM42 104H41V106H42ZM45 104H46V103H45ZM58 104H59V103H58ZM73 104H74V103H73ZM97 104H98V103H97ZM132 104H133V103H132ZM135 104H136V103H135ZM135 104H134V105H135ZM146 104H147V103H146ZM146 104H144V105H146ZM208 104H209V103H208ZM35 105H36V104H35ZM35 105H34V106H35ZM59 105H60V104H59ZM75 105H76V104H75ZM123 105H124V104H123ZM134 105H133V106H134ZM150 105H152V104L150 103ZM159 105H162V104H159ZM165 105H166V104H165ZM172 105H173V104H172ZM180 105H181V104H180ZM215 105H216V103H215ZM0 106H1V105H0ZM9 106H10V105H9ZM15 106H16V105H15ZM39 106H40V105H39ZM43 106H44V105H43ZM43 106H42V107H43ZM45 106H46V105H45ZM45 106H44V108H45V109H44V112H45L46 110H48V108H49V109L51 108L50 106H49V107H45ZM63 106H64V105H63ZM97 106H99V105H97ZM124 106H125V105H124ZM130 106H132V105H130ZM152 106H154V105H152ZM152 106H151V107H152ZM174 106H175V105H174ZM261 106H262V105H261ZM17 107H18V106H17ZM28 107H29V106H28ZM36 107H38V106H36ZM42 107L39 108L38 111H39V110L41 111ZM70 107H71V106H70ZM95 107H96V106H95ZM109 107H110V106H109ZM127 107H128V106H127ZM155 107H156V106H155ZM157 107H158V106H157ZM167 107H169V106H167ZM217 107H218V105H217ZM239 107H240V106H239ZM0 108H1V107H0ZM26 108H27V107H26ZM26 108H24L25 110H23V111L26 112ZM91 108H92V107H91ZM131 108H132V107H131ZM213 108H214V107H213ZM236 108H237V107H236ZM242 108H243V107H242ZM17 109H18V108H17ZM19 109H18V111L21 112V110H19ZM105 109H106V108H105ZM105 109H104V110H105ZM129 109H130V107H129ZM134 109H135V108H134ZM146 109H147V108H146ZM152 109H153V111H154V107H152ZM156 109H157V108H156ZM164 109H165V107H164ZM178 109H179V108H178ZM197 109H198V108H197ZM209 109H210V108H209ZM225 109H226V108H225ZM36 110H37V109H36ZM85 110H86V109H85ZM126 110H127V109H126ZM139 110H140V109H139ZM150 110H151V109H150ZM162 110H163V109H162ZM227 110H228V109H227ZM23 111H22V112H23ZM144 111H145V110H144ZM147 111H149V109H148ZM151 111H152V110H151ZM151 111H150V112H151ZM155 111H156V110H155ZM173 111H174V109H173ZM179 111H180V110H179ZM179 111H178V112H179ZM9 112H10V109H9ZM25 112H24V113H25ZM68 112H69V111H68ZM76 112H77V111H76ZM130 112H131V111H130ZM170 112H171V111H170ZM186 112H187V111H186ZM186 112H185V113H186ZM195 112H196V111H195ZM206 112H207V111H206ZM217 112H218V111H217ZM16 113H17V111H16ZM47 113H48V112H47ZM77 113H78V112H77ZM115 113H116V112H115ZM123 113H124V112H123ZM128 113H129V112H128ZM146 113H147V112H146ZM159 113H160V112H159ZM167 113H168V112H167ZM173 113H174V112H173ZM6 114H7V113H6ZM28 114H29L28 116L30 117L31 112L28 113ZM36 114H37V113H36ZM60 114H61V113H60ZM131 114H132V113H131ZM131 114H130V115H131ZM140 114H141V113H139V117H140ZM150 114L152 115V113H150ZM150 114H149V115H150ZM161 114H162V113H161ZM161 114H160V115H161ZM169 114H170V113H169ZM229 114H231V113H229ZM39 115H40V114H39ZM119 115H121V114H119ZM137 115H138V113H137ZM137 115H136V116H137ZM143 115H145V114H143ZM151 115H150V117H151ZM156 115H158V114H156ZM156 115H155V116H156ZM177 115H178V114H177ZM9 116H10V114H9ZM31 116H32L31 118H33V116H34V117H38V115H37V116H36L35 114L33 115V113H32ZM104 116H105V115H104ZM121 116H122V115H121ZM127 116H129V115H127ZM134 116H135V115H134ZM136 116H135V118H136ZM146 116H147V114H146ZM220 116H222V115H220ZM16 117H18V116H16ZM76 117H77V116H76ZM113 117H114V115H113ZM131 117H132V115H131ZM144 117H145V116H144ZM148 117H149V116H148ZM152 117H153V116H152ZM170 117H171V116H170ZM14 118H15V117H14ZM42 118H43V117H42ZM45 118H46V117H45ZM79 118H80V117H79ZM109 118H110V117H109ZM109 118H108V119H109ZM119 118H120V117H119ZM133 118H134V117H133ZM133 118H132V119H133ZM135 118H134V120H138V119H139V118H137V119H135ZM154 118H155V117H154ZM223 118H224V117H223ZM15 119H16V118H15ZM20 119H21V118H20ZM22 119H23V118H22ZM28 119H29V118H28ZM113 119H114V118H113ZM117 119H118V118H117ZM120 119H121V118H120ZM132 119L130 120L131 122H133ZM144 119H145V118H144ZM147 119H148V118H147ZM147 119H146V120H147ZM150 119H151V118H150ZM164 119H165V118H164ZM167 119H168V118H167ZM225 119H226V118H225ZM230 119H231V118H230ZM3 120H4V119H3ZM33 120H34V119H33ZM44 120H45V119H44ZM95 120H96V119H95ZM95 120H94V121H95ZM142 120H143V119H142ZM146 120H145V121H146ZM219 120H220V119H219ZM15 121H16V120H15ZM28 121H29V120H28ZM36 121H37V120H36ZM71 121H72V120H71ZM117 121H118V120H117ZM126 121H127V120H126ZM151 121H152V120H150V122H151ZM161 121L163 122V120H161ZM168 121H169V120H168ZM238 121H239V120H238ZM33 122H34V121H33ZM87 122H88V121H87ZM128 122H129V120H128ZM134 122H137V121H134ZM138 122H140V121H138ZM147 122H149V121H147ZM104 123H105V122H104ZM108 123H109V122H108ZM140 123H141V122H140ZM205 123H206V122H205ZM214 123H215V122H214ZM0 124H1V123H0ZM18 124H19V123H18ZM22 124H23V123H22ZM50 124H51V123H50ZM50 124H49V125H50ZM83 124H84V123H83ZM110 124H111V123H110ZM110 124H109V125H110ZM112 124H113V122H112ZM118 124H119V123H118ZM126 124H127V123H126ZM128 124H130V123H128ZM131 124H134V123H131ZM137 124H138V123H137ZM147 124H149V123H147ZM170 124H171V123H170ZM210 124H211V123H210ZM219 124H220V123H219ZM5 125H6V124H5ZM14 125H16V124H14ZM23 125H24V124H23ZM45 125H46V124H45ZM134 125H135V124H134ZM143 125H144V124H143ZM167 125H168V124H167ZM185 125H186V124H185ZM203 125H205V124H203ZM263 125H264V123H263ZM17 126H18V125H17ZM30 126H31V125H30ZM107 126H108V125H107ZM135 126H136V125H135ZM147 126H148V125H147ZM176 126H177V125H176ZM199 126H200V125H199ZM111 127H112V126H111ZM126 127H127V126H125V131H126ZM128 127H129V125H128ZM137 127H138V126H137ZM188 127H189V126H188ZM188 127H187V128H188ZM231 127H232V126H231ZM26 128H28V127H26ZM39 128H40V127H39ZM45 128H46V127H45ZM60 128H61V127H60ZM106 128L108 129V127H106ZM120 128H121V126H120ZM132 128H134V127H132ZM132 128H131V129H132ZM139 128H142V127L139 126ZM173 128H174V127H173ZM12 129H13V127H12ZM136 129H137V128H136ZM143 129H145V128L143 127L142 130H143ZM190 129H192V128H190ZM24 130H25V129H24ZM31 130H32V129H31ZM102 130H103V129H102ZM117 130H119V129H117ZM117 130H116V132H119V131H117ZM122 130H123V129H121L120 131H122ZM134 130H135V129H134ZM134 130H133V131H134ZM137 130H138V129H137ZM137 130H136V131H137ZM142 130H141V131H142ZM145 130H146V129H145ZM160 130H161V129H160ZM162 130H163V129H162ZM195 130H196V129H195ZM252 130H253V129H252ZM4 131H5V130H4ZM9 131H10V130H9ZM16 131H17V130H16ZM54 131H55V130H54ZM83 131H84V130H83ZM106 131H107V130H106ZM106 131H105V132H106ZM133 131H132V132H133ZM141 131H140V133H142ZM164 131H166V130H164ZM199 131H200V130H199ZM233 131H234V130H233ZM47 132H48V131H47ZM105 132H104V133H105ZM111 132H112V131H111ZM127 132H129V131H127ZM143 132H144V131H143ZM7 133H8V132H7ZM7 133H6V134H7ZM10 133H11V131H10ZM10 133H9V134H10ZM15 133H16V132H15ZM42 133H43V132H42ZM73 133H74V132H73ZM99 133H100V132H99ZM121 133H122V132H121ZM135 133H136V132H135ZM135 133H134V134H135ZM162 133H163V132H162ZM223 133H224V132H223ZM56 134H57V133H56ZM69 134H70V133H69ZM107 134H108V133H107ZM107 134H106V135H107ZM124 134H125V133H124ZM131 134H132V133H131ZM134 134H132V135H134ZM144 134H145V133H144ZM251 134H252V133H251ZM79 135H80V134H79ZM84 135H85V134H84ZM95 135H96V134H95ZM114 135H115V133H114ZM118 135H119V134H118ZM138 135H139V133H138ZM162 135H163V134H162ZM179 135H180V134H179ZM0 136H1V135H0ZM77 136H78V135H77ZM126 136H127V134H126ZM128 136H130V135H128ZM134 136H135V135H134ZM156 136H157V135H156ZM160 136H161V135H160ZM160 136H159V137H160ZM169 136H170V135H169ZM187 136H188V135H187ZM2 137H3V136H2ZM80 137H81V136H80ZM93 137H94V135H93ZM106 137H107V136H106ZM108 137H109V135H108ZM121 137H122V136H121ZM136 137H137V136H136ZM142 137H143V136H142ZM191 137H192V136H191ZM245 137H246V136H245ZM9 138H10V137H9ZM12 138H13V137H11V139H12ZM23 138H24V137H23ZM61 138H62V137H61ZM73 138H74V137H73ZM87 138H88V137H87ZM87 138H86V139H87ZM102 138H103V137H102ZM118 138H119V137H118ZM126 138H127V137H126ZM160 138H161V137H160ZM6 139H7V138H6ZM11 139H10V140H11ZM14 139H15V138H14ZM53 139H54V138H53ZM95 139H96V137H95ZM112 139H113V138H112ZM124 139H125V138H124ZM127 139H128V138H127ZM129 139H130V137H129ZM154 139H155V138H154ZM227 139H228V138H227ZM27 140H28V139H27ZM151 140H152V139H151ZM214 140H215V139H214ZM13 141H14V140H13ZM15 141H16V139H15ZM20 141H21V140H20ZM46 141H47V140H46ZM76 141H77V140H76ZM81 141H82V139H81ZM105 141H106V140H105ZM107 141H108V140H107ZM115 141H117V140H115ZM119 141H120V140H119ZM128 141H129V140H128ZM131 141H132V140H130V142H131ZM149 141H150V140H149ZM156 141H158V140H156ZM178 141H179V140H178ZM6 142H7V141H6ZM22 142H23V141H22ZM121 142H122V141H121ZM137 142H138V141H137ZM143 142H144V141H143ZM146 142H147V141H146ZM184 142H185V141H184ZM8 143H9V142H8ZM19 143H20V142H19ZM63 143H64V142H63ZM77 143H78V142H77ZM91 143H92V142H91ZM91 143H90V144H91ZM127 143H128V142H127ZM138 143H139V142H138ZM153 143H154V142H153ZM153 143H152V145H153ZM178 143H179V142H178ZM189 143H190V142H189ZM208 143H209V142H208ZM251 143H252V142H251ZM10 144H11V142H10ZM17 144H18V143H17ZM17 144H16V145H17ZM20 144H21V143H20ZM39 144H40V143H39ZM70 144H71V143H70ZM98 144H99V143H98ZM118 144H119V143H118ZM132 144H133V143H132ZM8 145H9V144H8ZM12 145H13V144H12ZM112 145H113V144H112ZM119 145H120V144H119ZM124 145H125V144H124ZM173 145H174V144H173ZM173 145H172V146H173ZM202 145H204V144H202ZM263 145H264V144H263ZM10 146H11V145H10ZM27 146H28V145H27ZM100 146H101V145H100ZM105 146H106V145H105ZM131 146H132V145H131ZM143 146H144V145H143ZM145 146H146V145H145ZM149 146H150V145H149ZM176 146H177V145H176ZM136 147H137V146H136ZM151 147H152V146H151ZM170 147H171V146H170ZM222 147H223V146H222ZM232 147H234V146H232ZM5 148H6V147H5ZM35 148H36V147H35ZM70 148H71V147H70ZM94 148H95V147H94ZM97 148H98V147H97ZM102 148H103V147H102ZM133 148H134V147H133ZM140 148H141V147H140ZM143 148H145V147H143ZM163 148H164V147H163ZM193 148H194V147H193ZM6 149H7V148H6ZM30 149H31V148H30ZM33 149H34V148H33ZM56 149H57V148H56ZM117 149H118V148H117ZM120 149H121V148H120ZM153 149H154V148H153ZM161 149H162V148H161ZM173 149H174V148H173ZM236 149H237V148H236ZM248 149H249V148H248ZM261 149H262V148H261ZM263 149H264V148H263ZM60 150H62V149H60ZM79 150H80V149H79ZM94 150H95V149H94ZM106 150H107V149H106ZM114 150H115V149H114ZM122 150H123V149H122ZM129 150H130V148H129ZM132 150H133V149H132ZM137 150H138L139 152H141V150H143V149H140V150L137 149ZM215 150H216V149H215ZM228 150H229V149H228ZM4 151H6V150H4ZM96 151H97V150H96ZM123 151H124V150H123ZM138 151H136V152H138ZM164 151H165V150H164ZM100 152H101V151H100ZM108 152H109V151H108ZM116 152H117V151H116ZM125 152H126V151H125ZM133 152H134V153H133ZM133 152L131 151L130 153L135 155V151H133ZM173 152H174V151H173ZM187 152H188V151H187ZM199 152H200V151H199ZM210 152H211V150H210ZM18 153H19V151H18ZM51 153H52V152H51ZM102 153H103V152H102ZM121 153H122V152H121ZM130 153H129V155H130ZM8 154H9V153H8ZM29 154H30V153H29ZM62 154H63V153H62ZM94 154H95V153H94ZM96 154H97V153H96ZM96 154H95V155H96ZM100 154H101V153H99V156H101ZM146 154H147V153H146ZM175 154H176V153H175ZM198 154H199V153H198ZM212 154H213V153H212ZM234 154H235V152H234ZM12 155H13V154H12ZM88 155H89V154H88ZM127 155H128V154H127ZM134 155H132V157H133ZM143 155H144V154H143ZM67 156H68V155H67ZM109 156H110V155H109ZM115 156H116V155H115ZM121 156H122V155H121ZM169 156H170V155H169ZM172 156H173V154H172ZM238 156H239V155H238ZM4 157H5V156H4ZM71 157H72V156H71ZM87 157H88V156H87ZM96 157H97V156H96ZM122 157H123V159H124V155H123ZM132 157H131V158H132ZM175 157H176V156H175ZM197 157H198V156H197ZM220 157H221V156H220ZM67 158H68V157H67ZM79 158H80V157H79ZM92 158H93V157H92ZM112 158H113V157H112ZM118 158H119V157H118ZM125 158H126V157H125ZM141 158H142V157H141ZM203 158H204V157H203ZM87 159H88V158H87ZM94 159H95V158H94ZM114 159H115V158H114ZM120 159H121V157H120ZM120 159H119V160L116 159V160H117L116 162H119V161H121V163L124 162V160H120ZM126 159H127V158H126ZM133 159H134V158H133ZM170 159H171V158H170ZM38 160H39V158H38ZM100 160H101V159H100ZM107 160H108V159H107ZM107 160H106V161H107ZM174 160H175V159H174ZM184 160H185V159H184ZM252 160H253V159H252ZM75 161H76V160H75ZM85 161H86V158H85ZM93 161H94V160H93ZM101 161H102V160H101ZM108 161H109V160H108ZM112 161H113V160H112ZM140 161H141V160H140ZM166 161H168L167 158H166ZM237 161H238V160H237ZM3 162L5 163V160H4ZM51 162H52V161H51ZM103 162H104V161H103ZM143 162H144V161H143ZM169 162H170V161H169ZM108 163H109V162H108ZM190 163L192 164V162H190ZM199 163L201 164L200 161H199ZM246 163H247V162H246ZM246 163H245V164H246ZM86 164H87V163H86ZM106 164H107V163H106ZM132 164H133V163H132ZM162 164H163V163H162ZM165 164H166V163H165ZM168 164H169V163H168ZM170 164H171V163H170ZM174 164H175V163H174ZM177 164H178V163H177ZM188 164H189V163H188ZM188 164H187V165H188ZM38 165H39V164H38ZM79 165H80V164H79ZM111 165H112V163H111ZM114 165H115V163L113 164V166H114ZM116 165H119V163L116 164ZM116 165H115V166H116ZM121 165H122V164H121ZM133 165L136 166V163L133 164ZM133 165H132V166H133ZM30 166H31V165H30ZM33 166H34V164H33ZM50 166H51V165H50ZM137 166H138V165H137ZM141 166H142V165H141ZM155 166H156V165H155ZM170 166H171V165H170ZM176 166H177V165H176ZM183 166H184V164H183ZM40 167H41V166H40ZM46 167H47V166H46ZM71 167H73V166H71ZM77 167H78V166H77ZM87 167H88V166H87ZM119 167H120V166H119ZM130 167H131V165H130ZM161 167H162V166H161ZM190 167H191V166H190ZM0 168H1V167H0ZM57 168H58V167H57ZM61 168H62V167H61ZM91 168H92V167H91ZM91 168H90V169H91ZM95 168H96V167H95ZM98 168H99V167H98ZM103 168H104V167H103ZM108 168H109V167H108ZM122 168H123V167H122ZM131 168H132V167H131ZM135 168H136V167H135ZM146 168H147V167H146ZM7 169H9V168H7ZM52 169H53V168H52ZM72 169H74V168H72ZM88 169H89V168H88ZM93 169H94V168H93ZM105 169H106V168H105ZM116 169H117V168H116ZM132 169H133V168H132ZM136 169H137V168H136ZM138 169H139V167H138ZM155 169H156V168H155ZM191 169H192V168H191ZM208 169H209V168H208ZM1 170H2V169H1ZM82 170H83V169H82ZM125 170H128V169H125ZM156 170H157V169H156ZM162 170H163V169H162ZM166 170H167V169H166ZM186 170H187V169H186ZM195 170H196V169H195ZM263 170H264V169H263ZM14 171H15V170H14ZM27 171H28V170H27ZM136 171H137V170H136ZM227 171H228V170H227ZM240 171H241V170H240ZM6 172H7V171H6ZM30 172H31V171H30ZM71 172H72V171H71ZM78 172H79V171H78ZM106 172H107V171H106ZM116 172H117V171H116ZM123 172H124V171H123ZM127 172H128V171H127ZM165 172H166V171H165ZM242 172H243V171H242ZM261 172H262V171H261ZM52 173H53V172H52ZM99 173H100V172H99ZM107 173H108V172H107ZM107 173H104V174H103V175H105V176H103V179H105L104 177H106V174H107ZM111 173H112V172H111ZM132 173H133V171H132ZM144 173H145V172H144ZM152 173H153V172H152ZM156 173H157V172H156ZM158 173H159V172H158ZM184 173H185V172H184ZM189 173H190V172H189ZM197 173H198V172H197ZM200 173H201V172H200ZM225 173H226V172H225ZM71 174H72V173H71ZM75 174H76V173H75ZM80 174H81V173H80ZM80 174H79V175H80ZM93 174H94V173H93ZM0 175H1V174H0ZM23 175H24V174H23ZM40 175H41V174H40ZM76 175H77V174H76ZM7 176H8V175H7ZM21 176H22V175H21ZM33 176H34V175H33ZM33 176H32V177H33ZM58 176H59V175H58ZM175 176H176V175H175ZM2 177H3V176H2ZM18 177H19V176H18ZM74 177H75V176H74ZM107 177H109L108 174H107ZM110 177H111V176H110ZM132 177H133V176H132ZM162 177H163V176H162ZM162 177H161V178H162ZM190 177H191V176H190ZM243 177H244V176H243ZM56 178H57V177H56ZM88 178H89V177H88ZM101 178H102V176H101ZM147 178H148V177H147ZM154 178H155V176H154ZM154 178H151V180L154 179ZM157 178H158V177H157ZM260 178H261V177H260ZM76 179H77V178H76ZM109 179H110V178H109ZM109 179H108V180H109ZM128 179H129V178H128ZM33 180H34V179H33ZM40 180H41V179H40ZM69 180H70V179H69ZM74 180H75V179H74ZM82 180H83V179H82ZM99 180H100V179H99ZM101 180H102V179H101ZM101 180H100V181H101ZM105 180H107V179H105ZM120 180H121V179H120ZM261 180H262V179H261ZM5 181H6V180H5ZM15 181H16V180H15ZM20 181H21V180H20ZM25 181H26V180H25ZM56 181H57V180H56ZM102 181H103V180H102ZM110 181H111V179L109 180V182H110ZM190 181H191V180H190ZM243 181H244V180H243ZM68 182H69V181H68ZM76 182H77V181H76ZM81 182H82V181H81ZM92 182H93V181H92ZM98 182H99V181H98ZM107 182H108V181H107ZM107 182H106V183H107ZM109 182H108V183H109ZM152 182H153V181H152ZM178 182H179V181H178ZM1 183H2V182H1ZM16 183H17V182H16ZM34 183H35V182H34ZM73 183H74V182H73ZM84 183H85V182H84ZM102 183H103V182H102ZM120 183H121V182H120ZM143 183H144V182H143ZM146 183H147V182H146ZM157 183H159V182H157ZM186 183H187V182H186ZM29 184H30V183H29ZM66 184H67V183H66ZM86 184H87V183H86ZM94 184H95V182H94ZM96 184H98V183H96ZM144 184H145V183H144ZM60 185H61V183H60ZM60 185H59V186H60ZM71 185H72V184H71ZM92 185H93V184H92ZM99 185H100V184H99ZM101 185H102V184H101ZM101 185H100V188H101ZM131 185H132V184H131ZM165 185H166V184H165ZM165 185H164V186H165ZM176 185H177V184H176ZM178 185H179V184H178ZM190 185H191V184H190ZM204 185H205V184H204ZM61 186H62V185H61ZM66 186H67V185H66ZM85 186H86V185H85ZM96 186H97V185H96ZM105 186H106V185H105ZM208 186H209V185H208ZM219 186H220V185H219ZM79 187H80V186H79ZM79 187H77V188L79 189ZM91 187H92V186H91ZM91 187L89 186L90 189H91ZM153 187H154V186H153ZM161 187H162V186H161ZM170 187H171V186H170ZM174 187H176V186H174ZM28 188H29V187H28ZM31 188H32V187H31ZM52 188H53V187H52ZM95 188H96V187H95ZM95 188H94V189H95ZM165 188H166V187H165ZM184 188H185V187H184ZM9 189H10V188H9ZM49 189H50V188H49ZM98 189H99V188H98ZM131 189H132V188H131ZM134 189H135V188H134ZM152 189H153V188H152ZM156 189H157V188H156ZM168 189H169V188H168ZM261 189H262V188H261ZM38 190H39V189H38ZM53 190H54V189H53ZM83 190H85V189H83ZM86 190H87V189H86ZM110 190H111V189H110ZM69 191H70V190H69ZM75 191H76V189H75ZM88 191H89V189H88ZM258 191H259V190H258ZM262 191H263V190H262ZM23 192H24V191H23ZM59 192H60V191H59ZM62 192H63V191H62ZM79 192H80V191H79ZM94 192H95V190H94ZM133 192H135V191H133ZM263 192H264V191H263ZM81 193H82V192H81ZM85 193H87V192H85ZM97 193H98V192H97ZM111 193H112V192H111ZM140 193H141V192H140ZM154 193H155V192H154ZM257 193H258V192H257ZM260 193H261V192H260ZM14 194H15V193H14ZM35 194H36V192H35ZM40 194H41V193H40ZM92 194H93V193H92ZM102 194H103V193H102ZM122 194H123V193H122ZM212 194H213V193H212ZM255 194H256V193H255ZM18 195H19V194H18ZM29 195H30V194H29ZM36 195H37V194H36ZM56 195H57V194H56ZM73 195H74V194H73ZM83 195H85V196L87 195V196H88V194H83ZM103 195H104V194H103ZM128 195H129V194H128ZM130 195H131V194H130ZM174 195H175V193H174ZM257 195H258V194H257ZM262 195H264V194H262ZM7 196H8V195H7ZM15 196H16V195H15ZM50 196H51V195H50ZM61 196H62V195H61ZM64 196H65V195H64ZM68 196H69V195H68ZM75 196H76V195H75ZM80 196H81V195H80ZM85 196H84V197H85ZM87 196H86V197H87ZM90 196H91V195H90ZM92 196H93V195H92ZM206 196H207V195H206ZM255 196H256V195H255ZM258 196L260 197V195H258ZM2 197H3V196H2ZM12 197H13V196H12ZM53 197H54V196H53ZM82 197H83V196H81V198H82ZM86 197H85V198H86ZM93 197H94V196H93ZM139 197H140V196H139ZM0 198H1V197H0ZM13 198H14V197H13ZM32 198H33V197H32ZM46 198H47V197H46ZM254 198H255V197H254ZM257 198H258V197H257ZM257 198H256V199H257ZM263 198H264V197H263ZM5 199H6V198H5ZM72 199H73V198H72ZM78 199H79V198H78ZM83 199H84V198H83ZM83 199H82V200H83ZM87 199H88V198H87ZM124 199H125V198H124ZM136 199H137V198H136ZM142 199H143V198H142ZM153 199H155V198H153ZM259 199H260V198H259ZM44 200H45V199H44ZM48 200H49V199H48ZM55 200H56V199H55ZM76 200H77V198H76ZM79 200H80V199H79ZM85 200H86V199H84L83 202H84ZM90 200H91V199H90ZM133 200H134V199H133ZM161 200H162V199H161ZM254 200H255V199H254ZM263 200H264V199H263ZM2 201H3V200H2ZM18 201H19V200H18ZM25 201H26V200H25ZM31 201H33V200H31ZM46 201H47V200H46ZM61 201H62V200H61ZM49 202H50V201H49ZM81 202H82V201H81ZM113 202H114V201H113ZM62 203H63V201H62ZM70 203H71V202H70ZM72 203H73V202H72ZM75 203L79 205L80 202L77 203V201H76ZM125 203H126V202H125ZM139 203H140V202H139ZM157 203H158V202H157ZM166 203H167V201H166ZM168 203H169V202H168ZM168 203H167V204H168ZM244 203H245V202H244ZM257 203H259V201H258ZM6 204H7V203H6ZM34 204H35V203H34ZM38 204H39V203H38ZM53 204H54V203H53ZM57 204H59V202H58ZM57 204H56V205H57ZM64 204H65V203H64ZM64 204H63V205H64ZM134 204H135V203H134ZM220 204H221V203H220ZM247 204H248V203H247ZM0 205H2V204L0 203ZM8 205H9V204H8ZM56 205H55V206H56ZM114 205H115V204H114ZM122 205H123V202H122ZM156 205H157V204H156ZM255 205H256V204H254V207H255ZM21 206H22V205H21ZM31 206H32V205H31ZM41 206H42V205H41ZM47 206H48V205H47ZM55 206L53 205L52 207H53V209L56 210ZM60 206L63 207L62 204H61ZM60 206H59V207H60ZM74 206H75V205H74ZM74 206H73V207H74ZM130 206H132V205H130ZM134 206H135V205H134ZM220 206H221V205H220ZM258 206H259V204H258ZM36 207H37V206H36ZM50 207H51V204H50ZM59 207H58V205H57V211L59 210ZM151 207H152V206H151ZM181 207H182V206H181ZM202 207H203V206H202ZM215 207H216V206H215ZM254 207H252V208H254ZM12 208H13V207H12ZM26 208H27V207H26ZM38 208H39V207H38ZM75 208H76V207H75ZM102 208H103V207H102ZM53 209H50V211L53 210ZM79 209H80V208H79ZM91 209H92V208H91ZM136 209H137V208H136ZM173 209H174V208H173ZM175 209H176V208H175ZM211 209H212V207H211ZM217 209H218V208H217ZM229 209H230V208H229ZM250 209H251V208H250ZM5 210H6V209H5ZM15 210H16V209H15ZM20 210H21V209H20ZM25 210H26V209H25ZM45 210H47V209H45ZM61 210H62V208H61ZM66 210L68 211V209H66ZM81 210H82V209H81ZM134 210H135V209H134ZM139 210H140V209H139ZM233 210H234V209H233ZM237 210H238V209H237ZM239 210H240V209H239ZM244 210H245V209H244ZM8 211H9V210H8ZM17 211H18V210H17ZM39 211H40V210H39ZM50 211L48 212V213H49V216H50V213H51ZM53 211H54V210H53ZM53 211H52V212H53ZM57 211H56V212H57ZM67 211H66V213L69 214V212H67ZM70 211H71V210H70ZM72 211H73V210H72ZM118 211H119V210H118ZM118 211H117V212H118ZM165 211H166V210H165ZM197 211H198V210H197ZM240 211H242V210H240ZM247 211H248V209H247ZM250 211H251V210H250ZM34 212H35V211H34ZM54 212H55V211H54ZM54 212L52 213L53 215H54ZM56 212H55V213H56ZM58 212H60V210H59ZM106 212H107V211H106ZM251 212H252V211H251ZM258 212H259V211L257 210L256 213H258ZM24 213H25V212H24ZM44 213H45V212H44ZM66 213H65V214H66ZM74 213H75V212H74ZM74 213H73V214H74ZM237 213H238V212H237ZM241 213H242V212H241ZM244 213H245V212H244ZM252 213H254V212H252ZM7 214H8V213H7ZM27 214H28V213H27ZM34 214H35V213H34ZM41 214H43V213H41ZM56 214H59V213H56ZM61 214H63V213H61ZM104 214H105V213H104ZM151 214H153V213H151ZM246 214H249V213H246ZM254 214H255V213H254ZM5 215H6V214H5ZM12 215H13V214H12ZM39 215H40V214H39ZM45 215H46V214H45ZM45 215H44V217H43V215H42V217H43V218L46 217L45 219H47V220H48V218H50L51 220H53V218H51V217H48V218H47V215H46V216H45ZM84 215H85V214H84ZM108 215H109V214H108ZM134 215H135V214H134ZM160 215H161V214H160ZM212 215H213V214H212ZM215 215H216V214H215ZM238 215L240 216V214H238ZM1 216H2V215H1ZM8 216H9V215H8ZM20 216H21V215H20ZM20 216H19V217H20ZM64 216H65V215H64ZM125 216H126V215H125ZM125 216H124V217H125ZM249 216H250V215H249ZM3 217H4V216H3ZM12 217H14V216H12ZM54 217H55V216H54ZM65 217H66V216H65ZM104 217H105V216H104ZM128 217H129V216H128ZM132 217H133V216H132ZM171 217H172V216H171ZM243 217H244V216H243ZM20 218H21V217H20ZM31 218H33V217H31ZM74 218H75V217H74ZM237 218H238V217H237ZM237 218H236L235 220H238ZM239 218H240V217H239ZM255 218H256V217H255ZM4 219H5V218H4ZM6 219H7V218H6ZM9 219H10V218H9ZM27 219H28V218H27ZM50 219H49V220H50ZM54 219H55V218H54ZM59 219H60V218H59ZM116 219H117V218H116ZM30 220H31V219H30ZM47 220H46V221H47ZM49 220H48L47 222H44L45 225H46V223H47V225H48ZM51 220H50V221H51ZM74 220H75V219H74ZM129 220H130V219H129ZM240 220H242V219H240ZM0 221H1V220H0ZM3 221H4V220H3ZM9 221H10V220H9ZM42 221H44V220H42ZM159 221H160V220H159ZM167 221H168V220H167ZM192 221H193V220H192ZM194 221H195V220H194ZM12 222H13V221H12ZM27 222H28V221H27ZM33 222H34V221H33ZM52 222H54V221H52ZM197 222H198V220H197ZM234 222H235V221H234ZM0 223H1L0 227H2V229H0V235H2V234L4 233L3 236H4V235L7 236V235L9 234V231H11V233L13 234V231H12V230L15 228V226H17V225L13 226L14 228L11 227L10 225H11V224H14V223H11V221L8 222V220H7V227H8V225H9V227H8V229H7V228H4V227H3V226H4V223H3L2 221H1ZM2 223H3V225H2ZM8 223H9V224H8ZM42 223H43V222H42ZM66 223H67V222H66ZM95 223H96V222H95ZM106 223H107V222H106ZM130 223H131V222H130ZM134 223H135V222H134ZM174 223H175V222H174ZM195 223H196V222H195ZM236 223H237V222H236ZM18 224H19V223H18ZM20 224H21V223H20ZM38 224H39V222H38ZM52 224H53V223H52ZM52 224H50V225H52ZM60 224H61V223H60ZM107 224H108V223H107ZM160 224H161V223H160ZM180 224H181V223H180ZM191 224H192V223H191ZM202 224H203V222H202ZM42 225H43V224H41V226H42ZM77 225H78V224H77ZM82 225H83V224H82ZM162 225H163V224H162ZM206 225H207V224H206ZM228 225L230 226V223H229ZM228 225H227V226H228ZM232 225H233V224H232ZM236 225H237V224H236ZM238 225L240 226V224H238ZM244 225H245V224H244ZM22 226H23V225H22ZM54 226H55V224H54ZM59 226H60V225H59ZM90 226H91V225H90ZM100 226H101V225H100ZM100 226H99V227H100ZM119 226H120V225H119ZM129 226H130V225H129ZM262 226H263V225H262ZM19 227H20V226H19ZM26 227H27V226H26ZM44 227H45V226H44ZM57 227H58V226H57ZM96 227H97V225H96ZM96 227H94V229H95ZM231 227H232V226H230V228L227 227V228L229 229V232H230ZM235 227H237V226L234 225V228H235ZM259 227H260V226H259ZM9 228H10V230H9ZM12 228H13V229H12ZM47 228H48V226H47ZM87 228H88V227H87ZM101 228H102V227H101ZM144 228H145V227H144ZM183 228H184V227H183ZM183 228H182V229H183ZM11 229H12V230H11ZM35 229H36V228H35ZM48 229H49V228H48ZM48 229H46V230L48 231ZM89 229H90V228H89ZM99 229H100V228H99ZM119 229H121V228H119ZM167 229H169V228H167ZM44 230H45V228H44ZM56 230H57V229H56ZM70 230H71V229H70ZM125 230H126V229H125ZM183 230H184V229H183ZM188 230H189V229H188ZM234 230H235V229H234ZM252 230H253V229H252ZM14 231H15V229H14ZM38 231H39V230H38ZM52 231H53V230H52ZM79 231H80V230H79ZM136 231H137V230H136ZM154 231H155V230H154ZM158 231H159V230H158ZM199 231H200V230H199ZM231 231H232V232H235L236 230L233 231V230L231 229ZM6 232H8V234H7ZM18 232H19V231H18ZM120 232H121V231H120ZM120 232H119V233H120ZM123 232H124V231H123ZM232 232H231V233H232ZM250 232H251V231H250ZM260 232H261V231H260ZM11 233H10V234H11ZM16 233H17V231H16ZM27 233H28V232H27ZM27 233H26V234H27ZM51 233H52V232H51ZM90 234H91V233H90ZM136 234H137V233H136ZM227 234H228V233H227ZM123 235H124V234H123ZM147 235H148V234H147ZM172 235H173V234H172ZM232 235H233V234H232ZM8 236H10V235H8ZM17 236H18V235H17ZM56 236H57V235H56ZM132 236H133V235H132ZM158 236H159V235H158ZM174 236H175V235H174ZM197 236H198V235H197ZM227 236H228V235H227ZM224 237H226V236H224ZM228 237H229V236H228ZM15 238H16V237H15ZM35 238H36V237H35ZM47 238H48V237H47ZM51 238H52V237H51ZM122 238H123V237H122ZM124 238H125V237H124ZM230 238H231V237H230ZM10 239H11V238H10ZM19 239H21V238H19ZM27 239H28V238H27ZM41 239H42V238H41ZM107 239H108V238H107ZM225 239H227V237H226ZM237 239H238V238H237ZM251 239H252V238H251ZM35 240H36V239H35ZM119 240H120V239H119ZM127 240H128V238H127ZM133 240H134V239H133ZM138 240H139V239H138ZM0 241H1V240H0ZM5 241H6V240H5ZM17 241H18V240H17ZM32 241H34V240H32ZM150 241H151V240H150ZM183 241H184V239H183ZM237 241H238V240H237ZM254 241H255V240H254ZM7 242H8V241H7ZM83 242H84V241H83ZM86 242H87V241H86ZM90 242H91V241H90ZM98 242H99V241H98ZM106 242H107V241H106ZM113 242H114V241H113ZM117 242H118V241H117ZM127 242H128V241H127ZM154 242H155V241H154ZM172 242H173V241H172ZM220 242H221V241H220ZM227 242H228V241H227ZM76 243H77V242H76ZM78 243H79V241H78ZM31 244H32V243H31ZM31 244H30L29 247H28L27 244H26V245L24 246V248L26 249V246H27L28 248H30V247L32 246ZM43 244H44V243H43ZM83 244H85V243H83ZM83 244H82V245H83ZM198 244H199V243H198ZM223 244H224V242H223ZM227 244H228V243H227ZM227 244H226V245H227ZM241 244H242V243H241ZM1 245H2V244H1ZM7 245H8V244H7ZM11 245H12V244H11ZM38 245H39V243H38ZM79 245H81V244L79 243L78 246H79ZM100 245H101V244H100ZM103 245H104V244H103ZM171 245H173V244H171ZM213 245H214V243H213ZM221 245H222V243H221ZM35 246H36V245H35ZM84 246H85V245H84ZM87 246H88V245H87ZM112 246H113V245H112ZM124 246H125V245H124ZM219 246H220V245H219ZM248 246H249V245H248ZM2 247H3V246H2ZM51 247H52V246H51ZM69 247H70V246H69ZM152 247H153V246H152ZM214 247H215V246H214ZM235 247H236V246H235ZM13 248H14V247H13ZM40 248H41V247H40ZM107 248H108V247H107ZM115 248H116V247H115ZM207 248H208V247H207ZM210 248H211V246H210ZM218 248H219V247H218ZM226 248H227V247H226ZM25 249H24V250H25ZM30 249H31V248H30ZM33 249H34V248H33ZM157 249H159V248H157ZM201 249H202V248H201ZM230 249H231V248H230ZM6 250H7V248H6ZM8 250H9V249H8ZM13 250H14V249H13ZM13 250H12V251H13ZM17 250H18V249H17ZM36 250H37V249H36ZM59 250H60V249H59ZM63 250H64V249H63ZM106 250H107V249H106ZM145 250H146V249H145ZM217 250H218V249H217ZM247 250H249V249H247ZM251 250H252V249H251ZM1 251H2V250H1ZM1 251H0V252H1ZM57 251H58V250H57ZM110 251H111V250H110ZM178 251H179V250H178ZM207 251H208V250H207ZM214 251L216 252V250H214ZM14 252H15V251H14ZM20 252H21V251H20ZM22 252H23V251H22ZM58 252H59V251H58ZM67 252H68V251H67ZM73 252H74V251H73ZM83 252H84V251H83ZM83 252H82V253H83ZM205 252H206V250H205ZM223 252H224V251H223ZM235 252H236V251H235ZM262 252H263V251H262ZM54 253H55V252H54ZM62 253H63V252H62ZM82 253H81V254H82ZM157 253H158V252H157ZM199 253H200V252H199ZM202 253H203V252H202ZM206 253H207V252H206ZM211 253H212V252H211ZM226 253L229 254V252H226ZM238 253H239V252H238ZM28 254H29V252H28ZM38 254H39V253H38ZM43 254H44V253H43ZM56 254H57V253H56ZM56 254L53 255V264H54V258H55V261H57L56 258L59 257V256H56ZM63 254H64V253H63ZM130 254H131V253H130ZM141 254H142V253H141ZM149 254H150V253H149ZM208 254H209V253H208ZM2 255H3V254H2ZM57 255H58V254H57ZM59 255H60V253H59ZM212 255H213V254H212ZM223 255H224V254H223ZM255 255H256V254H255ZM8 256H9V255H8ZM22 256H23V255H22ZM28 256H29V255H28ZM31 256H33V255H31ZM39 256H40V255H39ZM55 256H56V257H55ZM103 256H104V255H103ZM118 256H119V255H118ZM123 256H124V255H123ZM196 256H197V255H196ZM208 256H209V255H208ZM208 256H207V257H208ZM210 256H211V255H210ZM213 256H215V254H214ZM262 256H263V255H262ZM5 257H6V256H5ZM96 257H97V256H96ZM115 257H116V255H115ZM194 257H195V256H194ZM248 257H249V256H248ZM24 258H26V257H24ZM109 258H110V257H109ZM121 258H122V257H121ZM156 258H157V257H156ZM191 258H192V257H191ZM208 258H209V257H208ZM256 258H258L257 255H256ZM10 259H11V258H10ZM13 259H16V258L14 257ZM18 259H19V258H18ZM20 259H21V258H20ZM33 259H34V258H33ZM51 259H52V258H51ZM197 259H198V258H197ZM211 259H212V258H211ZM240 259H241V258H240ZM240 259H239V260H240ZM3 260H6V259H3ZM99 260H100V259H99ZM130 260H131V259H130ZM212 260H213V259H212ZM247 260H249V259H247ZM262 260H263V259H262ZM17 261H18V260H17ZM62 261H63V260H62ZM62 261H61V262H62ZM101 261H102V260H101ZM207 261H208V260H207ZM263 261H264V260H263ZM18 262H19V261H18ZM45 262H46V261H45ZM70 262H73V260L70 261ZM98 262H99V261H98ZM119 262H120V261H119ZM149 262H150V261H149ZM152 262H153V261H152ZM224 262H225V261H224ZM246 262H247V261H246ZM251 262H252V261H251ZM4 263H5V262H4ZM15 263H17V262H15ZM105 263H107V262H105ZM208 263H209V262H208ZM210 263H211V262H210ZM7 264H9V262H7ZM13 264H14V263H13ZM17 264H18V263H17ZM19 264H20V262H19ZM40 264H41V263H40ZM61 264H62V263H61ZM68 264H69V262H68ZM71 264H73V263H71ZM77 264H80V262L77 263ZM139 264H140V263H139ZM204 264H207V262L204 263ZM245 264H246V263H245ZM248 264H249V263H248Z\"/></svg>","mask_w":264,"mask_h":264}]
</instances>
